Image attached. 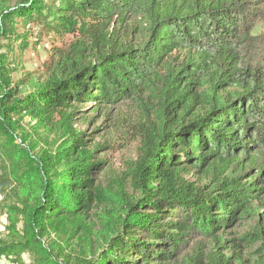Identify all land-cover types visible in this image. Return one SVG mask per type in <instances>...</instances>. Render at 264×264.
<instances>
[{
    "label": "trees",
    "instance_id": "1",
    "mask_svg": "<svg viewBox=\"0 0 264 264\" xmlns=\"http://www.w3.org/2000/svg\"><path fill=\"white\" fill-rule=\"evenodd\" d=\"M10 10L74 35L37 88L15 97L0 82L6 121L18 112L75 116L93 102L95 111L129 103L144 116L125 173L132 193L109 191L110 217L98 218L107 244L79 264H161L172 255L164 248L256 215L264 194V0H22ZM129 19L138 24L127 28ZM0 126V157L20 176L30 158ZM88 146L78 135L55 152L61 169L33 168V202L17 214L20 230L11 223L3 251L34 250L37 264H59L45 242L63 219L85 224L105 195L94 179L104 161ZM192 171L208 183L192 182Z\"/></svg>",
    "mask_w": 264,
    "mask_h": 264
},
{
    "label": "rangeland",
    "instance_id": "2",
    "mask_svg": "<svg viewBox=\"0 0 264 264\" xmlns=\"http://www.w3.org/2000/svg\"><path fill=\"white\" fill-rule=\"evenodd\" d=\"M43 1L47 5L54 2ZM20 2L22 0H0V82L6 88H13V94H17L15 97L37 88L51 75L59 54L65 51L74 35L68 32V28L66 32L56 30L50 21L37 19V16H31L30 20L13 18L10 9ZM137 24L133 19L126 23L127 28ZM128 36L137 43V33H128ZM96 106L94 102L82 104L75 116L56 111L42 120L25 112L11 113L7 114L9 119L6 121L0 102V125L9 131L12 140L30 158V163L18 166L24 172L13 177L16 165L6 157H0V264H37L34 250H24L15 256L7 254L1 247L11 238L9 230L12 222L17 223L16 230L21 229L22 216H17L18 212L33 202V168L38 167L43 173L45 169L49 172L61 169L63 164L56 160L55 152L78 135L88 142L86 148L89 151L98 147L96 159L104 163L97 169L94 179L102 186L105 195L100 203L92 204L85 224L77 225L74 221L63 219L45 246L52 247L49 257L59 264H79L95 260L107 244L98 218L102 221L110 217L106 213L109 191L127 196L132 193L125 173L138 156L144 116L137 114V108L129 103L102 104L95 111ZM49 155L52 158L46 160ZM188 178L199 185L208 183L207 179L193 171ZM260 187L264 188V182L260 183ZM254 204L256 215L252 219L234 221L212 234L191 235L176 250L164 248L172 255L161 264H264V252L261 251L264 248L263 193ZM75 228L76 234L73 232ZM59 248L63 251L60 252Z\"/></svg>",
    "mask_w": 264,
    "mask_h": 264
}]
</instances>
